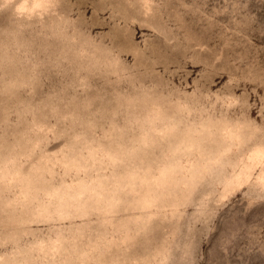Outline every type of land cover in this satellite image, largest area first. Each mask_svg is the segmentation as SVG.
<instances>
[{
    "label": "rangeland",
    "instance_id": "374dc122",
    "mask_svg": "<svg viewBox=\"0 0 264 264\" xmlns=\"http://www.w3.org/2000/svg\"><path fill=\"white\" fill-rule=\"evenodd\" d=\"M0 264H264V0H0Z\"/></svg>",
    "mask_w": 264,
    "mask_h": 264
}]
</instances>
